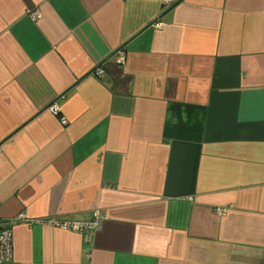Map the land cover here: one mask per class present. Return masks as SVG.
<instances>
[{
    "label": "crops",
    "instance_id": "0c3cea01",
    "mask_svg": "<svg viewBox=\"0 0 264 264\" xmlns=\"http://www.w3.org/2000/svg\"><path fill=\"white\" fill-rule=\"evenodd\" d=\"M20 212L1 264H264V0H0Z\"/></svg>",
    "mask_w": 264,
    "mask_h": 264
},
{
    "label": "built area",
    "instance_id": "2783aa9c",
    "mask_svg": "<svg viewBox=\"0 0 264 264\" xmlns=\"http://www.w3.org/2000/svg\"><path fill=\"white\" fill-rule=\"evenodd\" d=\"M170 1L171 0H164V3H170ZM29 15L34 21L39 19L41 16L39 10L36 9L32 10ZM154 26L161 27L162 23L157 21L154 23ZM115 61L117 64H123L125 62L124 52L119 51ZM95 71L96 75L98 76L102 75L103 73V69L101 67H97ZM49 109L52 113L56 114L57 108L55 105H50ZM227 209V207H218L215 208V212L221 215L224 214ZM102 219L103 216L98 211H94L92 213V218L88 221H55L52 223L62 229H69L74 232H83L87 229L96 228ZM18 221L30 220H28L23 212H20L17 216L6 222H2V220L0 219V264L4 261L10 260L12 254V233L10 228L6 227V224H13Z\"/></svg>",
    "mask_w": 264,
    "mask_h": 264
}]
</instances>
